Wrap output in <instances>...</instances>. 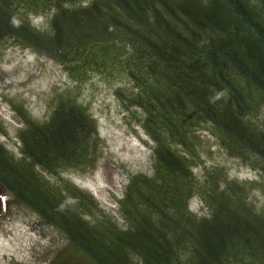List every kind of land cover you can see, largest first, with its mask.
<instances>
[{"label": "trees", "instance_id": "trees-1", "mask_svg": "<svg viewBox=\"0 0 264 264\" xmlns=\"http://www.w3.org/2000/svg\"><path fill=\"white\" fill-rule=\"evenodd\" d=\"M8 44L59 65L79 87L126 81L114 93L127 113L140 111L150 142L152 174L129 176L115 199L119 226L61 177L91 165L89 107L69 93L52 100L44 122L17 111L19 157L0 144V187L63 235L69 253L90 264H264V0H0ZM197 131L259 181L213 172L199 181Z\"/></svg>", "mask_w": 264, "mask_h": 264}, {"label": "rangeland", "instance_id": "rangeland-1", "mask_svg": "<svg viewBox=\"0 0 264 264\" xmlns=\"http://www.w3.org/2000/svg\"><path fill=\"white\" fill-rule=\"evenodd\" d=\"M31 25L45 29L43 18L28 16ZM129 89L126 81L112 82L93 77L76 86L62 68L45 57L11 44L0 46V144L19 157L15 133L23 128L17 111L26 112L38 122L47 120L49 105L57 95L78 96V102L90 109L97 127L96 149L91 165L67 170L61 177L69 184L90 194L101 211L123 226L119 204L129 176L152 174L149 139L137 124L140 111L127 113L114 90ZM264 125V106L257 120ZM204 169H194L198 180L213 172L220 180L258 182V176L241 160L229 157L216 139L197 131ZM251 201L263 205L259 192H251ZM197 198L190 202L192 211H200ZM67 241L59 232L42 221L25 206L16 205L0 187V264H90L80 254L69 253ZM65 254L60 260V254ZM57 260V261H56ZM56 261V262H55Z\"/></svg>", "mask_w": 264, "mask_h": 264}, {"label": "clouds", "instance_id": "clouds-1", "mask_svg": "<svg viewBox=\"0 0 264 264\" xmlns=\"http://www.w3.org/2000/svg\"><path fill=\"white\" fill-rule=\"evenodd\" d=\"M197 213L200 212V211H196Z\"/></svg>", "mask_w": 264, "mask_h": 264}]
</instances>
